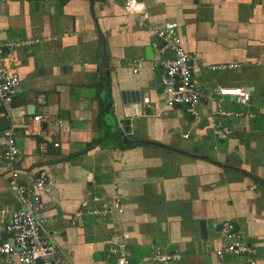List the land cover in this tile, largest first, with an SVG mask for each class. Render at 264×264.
Segmentation results:
<instances>
[{"label": "crops", "instance_id": "crops-1", "mask_svg": "<svg viewBox=\"0 0 264 264\" xmlns=\"http://www.w3.org/2000/svg\"><path fill=\"white\" fill-rule=\"evenodd\" d=\"M124 1L0 0V40L41 39L4 56L19 78L12 103L19 116L11 120L0 110V119L17 126L19 159L11 167L0 146V240L7 239L9 221L1 211L19 209L9 188L11 170L18 171L19 183L32 185L44 168L54 185L44 197L43 236L55 245L60 264H105L110 240L125 233L131 264L158 250L179 253L180 264H231L235 258L225 255L219 263L215 255L224 245L225 221L264 264V184L252 179L264 182V0H142L145 20L126 15ZM165 23L176 25L194 60L193 77L205 96L196 120L165 104L152 49L153 30ZM217 64L238 67L208 70ZM103 77L111 113L99 120L96 85ZM233 86L247 90L250 102L241 106L226 98L224 107L245 116L226 121L231 133L217 141L210 129L215 91ZM82 89H93L94 97H82ZM135 103L138 115L126 117L125 107ZM36 115L44 120L33 122ZM112 127L114 139L107 136L115 135ZM123 137L157 145L122 147ZM112 199L122 214L75 216L84 200L93 206Z\"/></svg>", "mask_w": 264, "mask_h": 264}, {"label": "built area", "instance_id": "built-area-1", "mask_svg": "<svg viewBox=\"0 0 264 264\" xmlns=\"http://www.w3.org/2000/svg\"><path fill=\"white\" fill-rule=\"evenodd\" d=\"M114 2L115 0H108ZM122 9L126 15L141 16L143 20L148 18V12L142 0H125ZM157 38L152 49L159 56V65L162 68L160 75V87L165 95V104L168 108L180 107L185 115L198 119V107L205 98L198 89L193 77L195 68L194 60L185 49L179 37L174 23H165L164 26L153 30ZM41 42L38 38H22L13 40H0V110L5 118L14 120L19 116L18 110L12 106L18 92L19 78L16 73L9 70L4 62V56L13 50L31 48ZM169 54V56H166ZM235 64L210 65L208 70L222 72L236 69ZM216 109L213 112L215 120L210 125L212 136L217 141L228 138L231 130L226 121L244 117L242 112H236L224 107L226 98H231L241 106H247L250 102V94L242 87H221L215 91ZM38 104H43V97L37 98ZM251 118V114H247ZM44 117L36 115L33 122H42ZM17 126L14 121L1 132L0 146L2 159L11 165L18 162L19 150L17 148L14 129ZM183 139L188 134L182 135ZM56 147L57 144H54ZM41 152L46 151L44 143L39 145ZM54 185L53 176L48 170L41 168L32 185H23L18 181V171L11 170L9 188L15 193L19 209L13 212L1 211L9 216L5 226L6 240H0V258H4L5 264H60L56 257V247L43 236V228L46 222L44 217V197ZM94 203H98L93 199ZM87 215L104 220L115 214L123 213V206L118 199L91 206L87 200L81 202L76 217ZM221 233L224 241L223 247L215 251V255L222 262L225 255L235 258L231 264H257L251 256L253 250L241 239L240 232L228 221L221 224ZM128 235L110 240L105 264H131V254L127 248ZM181 255L176 252L158 250L148 258L141 259L137 264H180Z\"/></svg>", "mask_w": 264, "mask_h": 264}, {"label": "water", "instance_id": "water-1", "mask_svg": "<svg viewBox=\"0 0 264 264\" xmlns=\"http://www.w3.org/2000/svg\"><path fill=\"white\" fill-rule=\"evenodd\" d=\"M145 58L148 61H152L153 60V53H152L151 47H146L145 48ZM161 70H162V68H161ZM106 76H107V72H106ZM94 93L95 92H94L93 89H82L81 90V96L82 97H86V98L94 97ZM107 97H108L107 87H105V89H104V91L102 93V101H103V104H104L105 112H106L107 115H109L111 113V102L108 100ZM124 110H125V116L126 117H135V116L138 115L140 108H139L138 103H135L134 105H127ZM191 119H193V118L191 117ZM123 122H124V125H125L124 132L128 133L129 130H130V120H129V118L124 120ZM206 124H207V121H204L202 123L203 126H205ZM7 128H8L7 120L5 118L0 119V129L3 131L5 129H7ZM112 129H113V134L118 133L117 130H116V127H112ZM120 145L122 147H128V146L157 145V144L152 143V142L147 141V140H143V139H130L129 137H123L121 139ZM201 233H202V236L205 237L206 231H205V228H203V222L201 223ZM96 255H98L99 259H101L99 252H97ZM96 255H94V257Z\"/></svg>", "mask_w": 264, "mask_h": 264}, {"label": "trees", "instance_id": "trees-1", "mask_svg": "<svg viewBox=\"0 0 264 264\" xmlns=\"http://www.w3.org/2000/svg\"><path fill=\"white\" fill-rule=\"evenodd\" d=\"M105 72V71H104ZM104 72L102 71V74L104 75ZM108 85H107V80L103 77L102 79H101V81L99 82V83H97V85H96V88H97V91H98V94H97V98L99 99V101H100V105H101V107H100V110H99V116H98V119L99 120H102L103 118H104V116H105V110H104V108H103V104H102V95H101V93L104 91V89H105V87H107ZM101 99V100H100ZM107 136L108 137H111V138H117V136H116V134L114 135V136H110L108 133H107ZM115 141H117V142H119V140H115ZM211 161V160H210ZM235 172H237V173H239V174H241V173H243V172H241V171H239V170H236ZM252 179H253V181H255L257 184H264V182L263 181H261L260 179H257V178H254V177H252Z\"/></svg>", "mask_w": 264, "mask_h": 264}, {"label": "rangeland", "instance_id": "rangeland-1", "mask_svg": "<svg viewBox=\"0 0 264 264\" xmlns=\"http://www.w3.org/2000/svg\"><path fill=\"white\" fill-rule=\"evenodd\" d=\"M162 96V95H161ZM164 104V101L162 102V100H161V105H163ZM190 116H185V118H189ZM195 126V125H194ZM196 127V126H195ZM211 135H212V133H211ZM212 137V136H211ZM208 139H209V137H208Z\"/></svg>", "mask_w": 264, "mask_h": 264}]
</instances>
